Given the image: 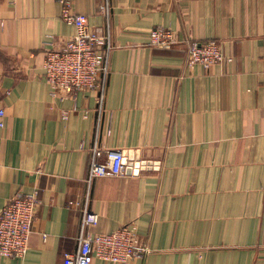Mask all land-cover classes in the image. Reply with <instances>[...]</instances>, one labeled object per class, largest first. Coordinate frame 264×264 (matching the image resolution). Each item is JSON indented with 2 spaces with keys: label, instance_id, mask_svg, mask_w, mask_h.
Returning a JSON list of instances; mask_svg holds the SVG:
<instances>
[{
  "label": "crops",
  "instance_id": "0c3cea01",
  "mask_svg": "<svg viewBox=\"0 0 264 264\" xmlns=\"http://www.w3.org/2000/svg\"><path fill=\"white\" fill-rule=\"evenodd\" d=\"M65 1L111 40L104 111L97 90L62 99L45 78L46 42L76 32ZM108 2L106 17L100 0H0V212L18 192L40 200L27 254L0 264H65L88 194L93 234L136 224L149 251L129 264H264V0ZM158 27L180 42L151 46ZM185 40L232 60L189 65ZM96 138L137 172L89 186Z\"/></svg>",
  "mask_w": 264,
  "mask_h": 264
},
{
  "label": "built area",
  "instance_id": "2783aa9c",
  "mask_svg": "<svg viewBox=\"0 0 264 264\" xmlns=\"http://www.w3.org/2000/svg\"><path fill=\"white\" fill-rule=\"evenodd\" d=\"M99 11L103 16L111 14L108 0H100ZM62 19L76 28L74 36L62 46L54 41L46 42L44 61L45 78L53 95L62 99L75 96L78 92L97 90L98 111H104L105 95L110 74L109 58L113 48L111 40L89 25L88 17L72 10L69 1L64 2ZM180 42L171 28L158 27L149 33V44L155 47L171 48ZM188 46L189 65L223 64L232 57L226 55L216 40H185ZM67 118V114H64ZM6 111L0 107V128L6 125ZM88 183L96 178L119 176L127 171L124 153L119 149H107L96 138L92 148ZM38 190L12 196L0 212V256L24 258L29 249L30 236L34 231L37 210L40 205ZM89 195L84 204L74 201L70 206H81L82 221L78 249L65 253V264H92L94 258L115 264H129L142 252H148L142 245L134 222L120 226L110 233L93 234L90 228L99 222V215L90 209ZM45 236V235H44Z\"/></svg>",
  "mask_w": 264,
  "mask_h": 264
},
{
  "label": "water",
  "instance_id": "95a60500",
  "mask_svg": "<svg viewBox=\"0 0 264 264\" xmlns=\"http://www.w3.org/2000/svg\"><path fill=\"white\" fill-rule=\"evenodd\" d=\"M123 153H124V164H126L127 165V173H130V172H132L133 171V167H135L136 168V170H134L135 172H137V170L139 169V167L141 166V162H137V163H135L134 164V162H132L129 158V155H128V153H126V152H124L123 151ZM142 165H145V163L144 162H142Z\"/></svg>",
  "mask_w": 264,
  "mask_h": 264
}]
</instances>
